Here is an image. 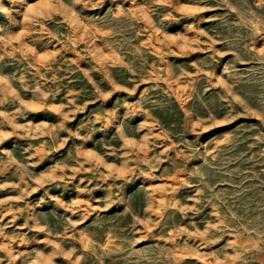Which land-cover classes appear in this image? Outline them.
<instances>
[{"label": "rangeland", "instance_id": "rangeland-1", "mask_svg": "<svg viewBox=\"0 0 264 264\" xmlns=\"http://www.w3.org/2000/svg\"><path fill=\"white\" fill-rule=\"evenodd\" d=\"M0 264H264V0H0Z\"/></svg>", "mask_w": 264, "mask_h": 264}]
</instances>
